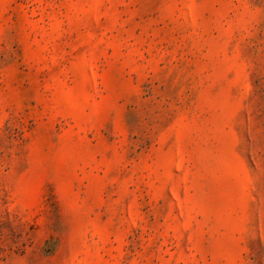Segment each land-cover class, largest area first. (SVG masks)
I'll return each mask as SVG.
<instances>
[{
    "label": "rangeland",
    "instance_id": "1",
    "mask_svg": "<svg viewBox=\"0 0 264 264\" xmlns=\"http://www.w3.org/2000/svg\"><path fill=\"white\" fill-rule=\"evenodd\" d=\"M0 264H264V0H0Z\"/></svg>",
    "mask_w": 264,
    "mask_h": 264
}]
</instances>
